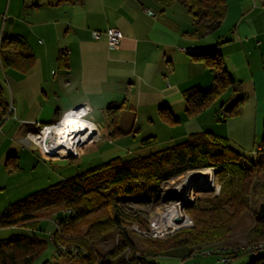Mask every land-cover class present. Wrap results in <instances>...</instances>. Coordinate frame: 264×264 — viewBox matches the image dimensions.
Listing matches in <instances>:
<instances>
[{
  "label": "crops",
  "instance_id": "1",
  "mask_svg": "<svg viewBox=\"0 0 264 264\" xmlns=\"http://www.w3.org/2000/svg\"><path fill=\"white\" fill-rule=\"evenodd\" d=\"M227 4L220 28L197 39L179 2L165 10L157 0H0V195L6 191L3 179L19 178L23 164L37 165L36 154L53 161L28 134L82 106L99 132L94 144L132 142L137 148L149 139L184 144L213 135L254 162L264 127V0ZM109 29L123 36L116 49L105 36ZM94 32L102 37L94 39ZM10 38L18 43L9 49L33 54L29 72L3 67L1 46ZM205 49H219L236 83L209 110L189 119L185 92L206 91L213 84V74L191 59ZM239 98H244L241 115L219 123L221 107L228 109ZM11 104L15 111L7 119ZM163 108L180 123L165 122ZM114 126L118 134L111 136ZM10 156L13 168L7 165ZM28 186L17 188L26 192Z\"/></svg>",
  "mask_w": 264,
  "mask_h": 264
},
{
  "label": "trees",
  "instance_id": "2",
  "mask_svg": "<svg viewBox=\"0 0 264 264\" xmlns=\"http://www.w3.org/2000/svg\"><path fill=\"white\" fill-rule=\"evenodd\" d=\"M157 1L165 10L179 2L193 20L194 31L191 36L197 39L217 31L228 13L227 0ZM16 43V38L3 41V67H16L27 73L33 68L34 56L31 52L25 55L8 48ZM191 59L203 63L213 74V84L209 90L193 89L184 94L186 116L194 119L217 103L236 82L226 68L219 49L197 50L191 54ZM63 62L67 67V60ZM243 102L244 98H239L228 109L224 104L219 110L217 121L224 123L239 117ZM160 114L169 124L180 123L166 108L161 109ZM117 134L118 130L114 126L111 136ZM150 143L152 139L144 141L143 145ZM260 145L262 148L256 151L254 162L234 152L226 139L213 135L195 137L181 146L129 164L109 162L100 169L12 205L0 214V229L38 231L41 230L39 223L49 214H54L57 223L51 240L55 250L59 244L75 245L87 253L80 260L87 264H158L156 259L159 256L171 248L182 247L192 250L189 256L192 258L207 245L226 242L235 222L250 209L254 183L258 180V174L264 171V127ZM13 159L14 156L8 158V166ZM206 169H214L226 181L220 198L196 201L185 210L194 222L193 228L181 229L162 239L141 237L132 231V216L126 214L124 206L119 207L120 203H149L155 196L156 187L163 181L190 170ZM139 227L144 232L150 230L148 224H140ZM254 230L264 239V207L257 215ZM111 231L117 233V247L102 256L94 242ZM132 234L142 239V248L132 240ZM46 249L47 242L36 235L1 240L0 264H34ZM59 256L68 258L67 255ZM255 263L251 260L249 264Z\"/></svg>",
  "mask_w": 264,
  "mask_h": 264
},
{
  "label": "rangeland",
  "instance_id": "3",
  "mask_svg": "<svg viewBox=\"0 0 264 264\" xmlns=\"http://www.w3.org/2000/svg\"><path fill=\"white\" fill-rule=\"evenodd\" d=\"M147 137L148 136H144L143 139H147ZM139 140L142 141V137ZM261 140L262 138L259 139L260 142ZM178 142L171 141L167 143H161L160 138H155L154 141L149 145L140 144L137 148H135L136 146L135 144H132V142L129 144L97 143L84 147L81 154L77 158L67 160H53L52 162L45 161L38 154H36L38 158L37 165H33L31 162L23 164L24 170L20 173L19 178L10 179L9 177H5L3 179V183L5 185L4 190L6 191L5 195H0V214L1 212L3 213L8 208H10L12 205L25 200L32 195L50 189L51 187L59 185L60 183L72 180L78 176L100 169L108 161H111L110 159H114L113 161L119 164H129L137 160L165 152L167 149L169 150L183 145ZM111 152L114 154L109 155ZM10 166L11 168L14 167L12 166V163ZM194 172L197 171L190 170L182 175H177L170 180L163 181L159 187H156L157 191L155 196L149 203L137 204L131 201H128L125 204L120 203L119 207L124 206L126 214L132 216V231L135 233V228H140V224L152 225L153 223L156 225L160 215L166 213L168 210L176 206L177 202L171 199L169 193L181 189L187 179ZM225 181L221 179L216 173L213 174V182L209 184V187H207V189L210 190V193H199L195 191L194 195H192L193 193H190L191 199L193 196L195 202H204L220 198ZM26 182L29 185L27 187V191H19L17 186ZM253 190L254 194L251 199L250 209L244 212L235 222L232 233L230 234V238L222 244L207 245L201 250V252L205 250H215L224 246H247L262 239V236L255 232L254 228L256 227L257 215L264 207V171L258 174V180L256 184L254 183ZM186 220L189 221L188 219ZM56 223L55 215L49 214L42 223H39V225L41 224L39 228L41 230L38 231L30 232L21 228L0 229V241L10 239L14 236L33 237L36 235L41 240L47 242V249L34 264H87V262L84 261L73 262L68 258H63L57 255L51 240V236L56 228ZM191 223L192 224H190V226L188 225L189 227L186 226L187 228L184 227V229L193 228L194 222L192 219ZM132 240L138 247H143L144 244L139 236L132 234ZM94 243L100 255H107L114 251V249L117 247V233L116 231H111L100 239L96 240ZM191 253L192 250L189 247L171 248L166 253L159 256L156 259V262L158 264H219L218 262L220 261V257L218 253L212 256H205L203 253H197L194 257L189 258ZM251 260V256L244 255L238 258L233 264H249Z\"/></svg>",
  "mask_w": 264,
  "mask_h": 264
},
{
  "label": "built area",
  "instance_id": "4",
  "mask_svg": "<svg viewBox=\"0 0 264 264\" xmlns=\"http://www.w3.org/2000/svg\"><path fill=\"white\" fill-rule=\"evenodd\" d=\"M149 13L151 15H154L152 12ZM105 36L108 40L109 46L112 49H116L121 45L123 36L117 29H109L108 31H106ZM101 37L102 33H93L94 39L98 40ZM14 111V106L12 104L9 105L6 114L7 119L12 115ZM86 116V107H79L66 113L53 124L39 125L38 131L36 133L28 134V139L41 152L42 156L47 159L63 160L70 155L77 156L81 149L88 145L96 143L99 138L98 130L94 127L93 124L86 120ZM60 137L61 140L67 141L69 144L60 146ZM70 148H74L75 150H72ZM261 148L262 146L259 145L256 151H260ZM192 199L194 200L193 196ZM181 211L185 218L189 220L190 226V224H192L191 219L187 216L185 210L181 209ZM179 230L161 231L153 223L152 225H150V230L148 232H144L139 228H135V232L141 237L157 239L166 238L167 236L172 235L174 232ZM202 249H200V251H197L193 255V257L197 253H203L205 256H212L218 253L220 257V261L218 262L219 264H233L241 256L249 255L252 257V260L256 261L255 264H264V239L241 247L224 246L215 250H205L201 252ZM56 253L59 255H67L70 261L73 262L80 261L82 258L87 256V253L82 249L78 248L75 245L67 244H59L56 247Z\"/></svg>",
  "mask_w": 264,
  "mask_h": 264
},
{
  "label": "bare ground",
  "instance_id": "5",
  "mask_svg": "<svg viewBox=\"0 0 264 264\" xmlns=\"http://www.w3.org/2000/svg\"><path fill=\"white\" fill-rule=\"evenodd\" d=\"M69 144L67 141L61 140L59 141V145H67ZM75 144V143H73ZM70 147V145H69ZM72 150H75L74 148H70ZM213 174H215L214 170L207 169L202 171L194 172L185 182L183 187L181 189H184L186 192L185 201H191V196L195 194V189L197 186L203 185L207 189L209 187V184L213 182ZM208 183V184H206ZM210 191L209 189H207ZM176 206H174L172 209L168 210L166 213L159 216L156 227L161 231H170V230H179L181 228H184L189 225V221H187L184 217V215L181 212V206L182 202H178ZM177 219H180V222H177Z\"/></svg>",
  "mask_w": 264,
  "mask_h": 264
},
{
  "label": "water",
  "instance_id": "6",
  "mask_svg": "<svg viewBox=\"0 0 264 264\" xmlns=\"http://www.w3.org/2000/svg\"><path fill=\"white\" fill-rule=\"evenodd\" d=\"M76 156L70 155L69 157L65 158V160L67 159H72L75 158ZM196 192H201V193H210L205 186H198L196 189ZM169 196L171 197V199H173L175 202H182V206L181 209L182 210H186L189 206H192L195 204V200L193 201H185V197H186V192L184 189H179L176 191H172L169 193ZM177 222H180V219H177Z\"/></svg>",
  "mask_w": 264,
  "mask_h": 264
}]
</instances>
